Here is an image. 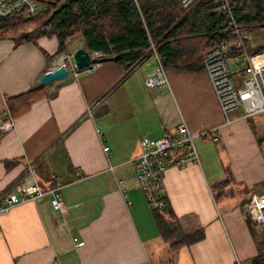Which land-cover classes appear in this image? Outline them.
<instances>
[{
    "label": "crops",
    "instance_id": "obj_1",
    "mask_svg": "<svg viewBox=\"0 0 264 264\" xmlns=\"http://www.w3.org/2000/svg\"><path fill=\"white\" fill-rule=\"evenodd\" d=\"M72 45L66 51L83 47L81 39ZM56 49L54 36H39L34 43L0 38V117L6 97L38 84L47 93L55 89L31 102L13 118L12 129L0 133V195L32 163L42 188L61 184L66 211L61 218L44 195L1 214L0 264H243L252 257L256 246L242 203L245 192H264L260 143L254 128L246 141L236 137L235 131L249 127L247 120L218 127L223 118L205 71L166 67L167 85L147 87L144 77L157 63L151 54L129 72L103 60L92 70L39 83L46 54ZM180 119L193 132L218 127L216 152L227 156L225 168L242 188L227 189L228 177L215 200L213 184L226 177L216 176L210 138H196L198 161L178 166L171 152L163 173V209H171L182 231L203 233L195 242L170 245L159 235L132 159L141 136L159 137ZM236 193L238 206L231 198Z\"/></svg>",
    "mask_w": 264,
    "mask_h": 264
},
{
    "label": "trees",
    "instance_id": "obj_2",
    "mask_svg": "<svg viewBox=\"0 0 264 264\" xmlns=\"http://www.w3.org/2000/svg\"><path fill=\"white\" fill-rule=\"evenodd\" d=\"M59 1L42 0V8L32 16L0 17V31L16 29L41 18L40 24L18 33L17 38L34 43L39 36L55 37L57 49L50 56L46 54L45 69L53 58L66 51L67 39L74 34L80 35L85 49L101 53L96 61L111 60L126 72L152 54L151 44L164 68L196 72L202 69L203 51L233 39L225 16L215 10L218 0H196L188 8L182 7L179 0H69L51 14ZM239 2L233 10L237 25L247 31L264 26V0ZM245 46L249 49L250 42H245ZM41 85L6 97L4 116L9 114L13 119L25 112L31 102L55 93L54 88L47 93ZM251 121L247 119L253 129ZM228 180L226 177L213 186L223 185ZM153 217L159 235L170 245L189 244L202 237L201 230L182 231L177 217L168 207L153 210ZM255 242L256 253L243 264H264V235Z\"/></svg>",
    "mask_w": 264,
    "mask_h": 264
},
{
    "label": "built area",
    "instance_id": "obj_3",
    "mask_svg": "<svg viewBox=\"0 0 264 264\" xmlns=\"http://www.w3.org/2000/svg\"><path fill=\"white\" fill-rule=\"evenodd\" d=\"M184 8L190 7L196 0H179ZM239 0H218L216 12L225 16L227 28L231 30L233 39L221 41L203 51L201 57L202 70L208 76L212 90L222 114V122L227 126L238 119H251L257 114L264 115V47L247 49L245 42L251 40L250 33L236 24L233 10ZM42 0H0V17L20 15L32 16L42 8ZM151 53L156 58L155 70L147 73L144 84L147 87L167 85L165 68L158 59L154 45ZM100 52L90 51V64L84 69L95 68L99 62L95 59ZM63 64L68 73L77 74L72 60V52H62L50 64L49 69ZM89 113V108L87 107ZM13 119L9 114L0 117V133L12 129ZM217 126L191 131L185 121L180 119L174 130L165 131L163 135L150 138L141 136L138 143L140 151L132 159L137 185L151 210L162 209L166 205L163 189V173L166 159L170 158L175 165L183 166L190 161H198L194 147V138L217 139ZM99 132L98 128H95ZM108 155L107 145H102ZM110 168L112 166L109 165ZM32 163H27L24 175L0 195V215L7 213L14 205L24 202H35L44 195L49 197L52 209L61 218L65 215L62 200L61 184L42 188L36 179ZM245 217L255 225L264 229V192H252L248 202L242 206ZM65 222V220H62ZM237 264H239L237 262Z\"/></svg>",
    "mask_w": 264,
    "mask_h": 264
},
{
    "label": "rangeland",
    "instance_id": "obj_4",
    "mask_svg": "<svg viewBox=\"0 0 264 264\" xmlns=\"http://www.w3.org/2000/svg\"><path fill=\"white\" fill-rule=\"evenodd\" d=\"M40 21H41V18H37L33 22H29V23H27V24H25L23 26L17 27L16 29L2 30V31H0V38H9V39L13 40L14 42H20V41L22 42L23 40L17 38L18 33L23 32V31H28V30L36 27L38 24H40ZM248 32L251 35V40H250V45L251 46L260 47L262 44H264V26L256 27L253 31H248ZM77 40H80V35L79 34H74V35L70 36L67 39V43L66 44L68 46L72 47L73 46L72 44L74 42H77ZM251 120H252L251 123L254 126L253 130H255L256 140H257V137L260 134L264 133V115L263 114H257L255 116H253L251 118ZM249 127L245 126L246 130H243V131H235L234 133H236V137L238 136L240 140H242V141L245 140L246 141V138L252 132V130H251L252 128L251 127L249 128ZM206 140L209 143L213 144V146L215 148V151H214V149L211 147L210 154L212 156V162H214V167H215V171L217 173V175H216L217 178H219V177L220 178L230 177L229 184L226 186V188L228 187L227 189L231 188V190L233 189L234 191H236L237 188H242V187H240L238 185V183H236L233 180V177H232L230 171L225 168V166H227V165L229 166L230 165L229 161L227 159V156L225 154H223V153L220 155V154H218L216 152V149L220 148L219 146H221V145L218 142L216 143V142H214L211 139H206ZM194 142H195V145H196V138H194ZM230 142L233 143L232 140H230ZM259 152H260L261 157H262V159L264 161V140L260 141ZM197 153H198V156H199V150L198 149H197ZM198 158H200V156ZM223 185H225V184H223ZM223 185L214 186V188H213L214 189V198H215V200L217 199V201H219L218 200L219 189L223 188L224 187ZM238 192L241 193L242 191L239 190ZM253 192H256V191H253ZM239 193L233 194L232 197H231L233 200H238V202L235 203V204H237V206H238L239 201H240L239 198H238V197H240ZM257 193H259V192H257ZM250 194H247L246 192L243 194L242 206L248 202ZM231 205H234V201H231ZM220 207H221L220 204H218V208H220ZM245 221H246V226L248 228V232H249V234L251 236V239L253 240L252 242L256 246V242L255 241L257 240V238L260 237V235L261 236L264 235V234H262V232L264 233V231H261L260 228H257V226L251 220L246 219Z\"/></svg>",
    "mask_w": 264,
    "mask_h": 264
},
{
    "label": "water",
    "instance_id": "obj_5",
    "mask_svg": "<svg viewBox=\"0 0 264 264\" xmlns=\"http://www.w3.org/2000/svg\"><path fill=\"white\" fill-rule=\"evenodd\" d=\"M69 0H60L51 10V14H53L56 10L60 9L61 6L66 5ZM90 51L85 49L84 47H77L72 51V60L73 63L78 70L84 69L90 64ZM68 74V69L60 64L54 68H46L38 78L39 83H47L52 80H58L66 77ZM264 140V133L257 137V141Z\"/></svg>",
    "mask_w": 264,
    "mask_h": 264
}]
</instances>
